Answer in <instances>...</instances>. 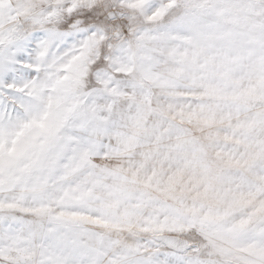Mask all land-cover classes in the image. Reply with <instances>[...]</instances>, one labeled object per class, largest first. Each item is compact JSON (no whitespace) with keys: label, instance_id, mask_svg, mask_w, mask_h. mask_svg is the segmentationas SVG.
Listing matches in <instances>:
<instances>
[{"label":"snow or ice","instance_id":"1","mask_svg":"<svg viewBox=\"0 0 264 264\" xmlns=\"http://www.w3.org/2000/svg\"><path fill=\"white\" fill-rule=\"evenodd\" d=\"M0 264H264V0H0Z\"/></svg>","mask_w":264,"mask_h":264}]
</instances>
